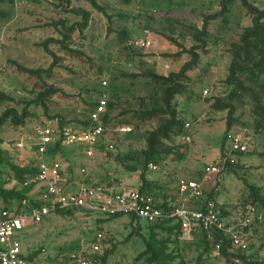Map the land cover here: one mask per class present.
I'll list each match as a JSON object with an SVG mask.
<instances>
[{
  "label": "rangeland",
  "instance_id": "rangeland-1",
  "mask_svg": "<svg viewBox=\"0 0 264 264\" xmlns=\"http://www.w3.org/2000/svg\"><path fill=\"white\" fill-rule=\"evenodd\" d=\"M97 1L105 13L86 0H0V91L13 98L0 102V116L10 108L21 112L31 103V116L23 125L16 126L10 119L3 125L4 156L20 167L22 157L33 161L34 155L19 150L17 143H35L47 119H58L64 126L86 127L90 112L105 94L107 131L94 157L62 146L55 155L48 154V159L63 161L69 180L83 181L86 175H81V169L86 168V180L91 184L113 182L134 188L145 184V192L169 209L180 204L181 178L201 180L205 167L222 158L228 110H218L213 104L217 98L227 99L234 88L228 82L231 50L253 25V16L242 0H235L225 15L214 19L208 18L222 10L223 0ZM249 2L264 10V0ZM85 12L89 13L88 26L82 29L79 24ZM206 21L204 46L203 39L193 34L196 28L203 30ZM134 38H147L151 46L128 47V40ZM194 46L198 48V63L186 73L185 88L172 102L179 123L169 139L162 138L156 145L151 161L158 168H146L148 138L171 116L168 112L144 114L166 108L163 87L151 75L180 72L192 59L189 50ZM16 63L40 69L41 74L22 71ZM104 79L107 88L102 87ZM46 86L62 92L47 98L45 107L34 101ZM233 105L229 132L245 136L249 152L238 154L237 163L223 172L222 183L217 188L210 183L204 192L205 197L217 200L229 221L239 218L250 205L264 212L249 186L258 187L264 197V123L258 119L249 94L234 100ZM126 126L132 130L123 132ZM187 135L191 143L185 141ZM109 145L115 149L108 151ZM26 179L19 180L10 164L1 165L0 188L27 190L28 194L30 189L21 185ZM19 202L0 194V212ZM188 205L196 208L199 201L191 199ZM180 227L175 219L157 224L142 220L134 227L129 216H103L84 209L58 211L42 224L31 226L23 236L24 263L66 264L68 254L104 232V252L109 255L106 261L102 257V264H150L153 253L144 254L148 242L159 254L153 264H232L228 250L226 254L214 250L199 229L191 240H181ZM255 233L260 242L253 247V264H264V220Z\"/></svg>",
  "mask_w": 264,
  "mask_h": 264
},
{
  "label": "built area",
  "instance_id": "built-area-1",
  "mask_svg": "<svg viewBox=\"0 0 264 264\" xmlns=\"http://www.w3.org/2000/svg\"><path fill=\"white\" fill-rule=\"evenodd\" d=\"M127 46L147 49L151 46V41L147 38H134L128 40ZM101 84L103 88L109 86L106 79ZM107 112L108 99L103 94L90 112L86 127H60L58 119H47L39 129L35 143H17L19 150L34 155L33 161L20 158L21 167H32L36 171L21 184L23 188L30 189L27 197L17 206L0 212V264H25L22 239L28 229L42 224L58 211L76 209L103 216H129L134 227H138L142 220L157 224L161 220L175 219L181 226V240H191L193 233L199 229L206 234L208 243L217 252L222 251L223 242L227 240L232 264H253V247L260 242L255 229L263 222L264 212L256 205H250L241 212L239 218L229 221L223 216L217 200L204 196L206 185L212 183L217 188L223 181V172L228 166L237 163L238 154L249 152L247 138L229 132L228 143L220 162L208 164L201 180L181 178L180 204L165 209L140 188L113 182L105 185L88 183L86 168L81 169V175H86L83 181L69 180L65 175L63 161L56 157L48 159L50 149L58 143L80 150L86 157L93 158L107 131L104 121ZM186 127L190 128V124H186ZM122 130L130 132L132 128L126 126ZM184 139L187 143L192 141L190 135ZM107 149L112 151L115 146L109 145ZM148 167L153 170L158 168L154 163H150ZM191 199L199 201L196 208L189 207L188 201ZM105 240L104 232L97 233L89 244H83L80 249L68 254L66 264H102Z\"/></svg>",
  "mask_w": 264,
  "mask_h": 264
},
{
  "label": "trees",
  "instance_id": "trees-1",
  "mask_svg": "<svg viewBox=\"0 0 264 264\" xmlns=\"http://www.w3.org/2000/svg\"><path fill=\"white\" fill-rule=\"evenodd\" d=\"M70 2V0H67ZM88 1L95 9L100 12L105 13V9L98 3L97 0H86ZM235 0H223L222 1V10L214 16L209 17L208 19H214L221 15H225L228 11V6L232 4ZM243 6L247 9L248 13L253 16V25L245 29L242 33L240 42L236 43L232 47V55L233 60L230 65V75L228 77V82L234 86L232 92L228 96L227 99H215L213 107L218 110H228V122H227V132L223 140L222 145V153L224 151L225 144L227 142V137L230 129L232 128V118L235 113L233 101L238 99L243 95H250L255 101L256 108L255 113L259 117L258 119L264 123V10L257 8L255 5L249 2V0H242ZM84 21L79 24L80 28H85L88 26L89 13L85 12L83 14ZM74 28H70V31H73ZM196 39H203L204 46L206 45V41L204 37L207 36V21L204 24L203 30L196 28L195 33L193 34ZM44 46L48 52H50L46 43ZM196 46L189 50V53L192 56V59L187 62L180 72L172 73L169 76L156 75L152 74L151 77L155 79L162 87L164 93V102L166 108L163 110H154L152 112H145V115L157 114L160 112H168L170 113L169 122L165 125L161 126L158 130L152 132L148 138L149 148L144 152L146 155L145 166L146 168L150 163H153L151 160L156 155V145L160 142L162 138L169 139L174 127L179 123L177 120L176 112L173 108L172 102L175 96L183 91L185 88V80L188 79L186 73L194 68V66L198 63L199 53L197 52ZM74 52L73 50H70ZM76 52V51H75ZM80 53V52H79ZM57 64L54 61L53 66ZM18 69L25 71L29 74L40 75V69L34 70L25 68L19 64H17ZM250 82V84H247ZM60 89H53L52 87L46 86L43 91L40 92L36 103H41L46 107L45 100L57 93H61ZM13 98L4 92L0 91V102L3 101H12ZM31 103L25 106L21 112H19L15 108L7 109L0 116V167L3 164H10L12 168L16 171L19 180L23 181L26 176L33 175L36 171L35 168L28 167L23 168L20 166H15L11 163L10 160L6 159L4 154V150L2 148L3 138L1 137V132L3 129V125L10 119L12 123L16 126L23 125L26 120L31 116L29 112V107ZM111 106V104H110ZM47 109V108H46ZM109 119V113L107 112L104 117V121L106 122ZM60 127H63V122L59 123ZM62 149L60 143H58L55 147L50 149L49 154L55 155L59 150ZM151 161V162H150ZM230 166H228L229 168ZM142 179L145 180V174L142 175ZM251 190L253 191V195L263 207H264V197L260 194V189L252 184L249 185ZM143 192L146 190V185L143 184L140 188ZM27 190L18 191V190H7L4 188H0V194L10 200H19L27 197ZM255 205V204H254ZM11 206V205H10ZM6 207L4 209H9L12 207ZM165 208L163 205H161ZM166 209V208H165ZM61 212V211H60ZM115 217H122V215H118ZM204 233V232H203ZM220 239V237H218ZM148 248L144 252V254L153 253L149 258V263L153 264V262L158 259L159 254L155 251L151 243L148 242ZM228 250L227 240L223 242L222 252L226 254ZM109 252H106L103 256V260L106 261L108 258ZM25 258V257H24Z\"/></svg>",
  "mask_w": 264,
  "mask_h": 264
}]
</instances>
